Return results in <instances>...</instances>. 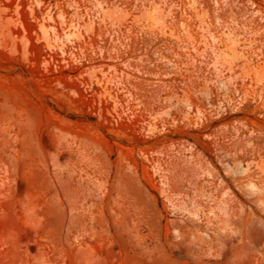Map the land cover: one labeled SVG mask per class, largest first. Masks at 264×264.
Instances as JSON below:
<instances>
[{"label": "rangeland", "instance_id": "rangeland-1", "mask_svg": "<svg viewBox=\"0 0 264 264\" xmlns=\"http://www.w3.org/2000/svg\"><path fill=\"white\" fill-rule=\"evenodd\" d=\"M0 264H264V0H0Z\"/></svg>", "mask_w": 264, "mask_h": 264}, {"label": "bare ground", "instance_id": "bare-ground-1", "mask_svg": "<svg viewBox=\"0 0 264 264\" xmlns=\"http://www.w3.org/2000/svg\"><path fill=\"white\" fill-rule=\"evenodd\" d=\"M155 10H156V8H155V9L153 8V9L151 10V12H152L153 14H155V13H156ZM227 37H228V36H227ZM229 37H230V36H229ZM228 39H229V38H228ZM234 39H235V38H234ZM234 39H229V41H228V40H227V41H228L229 43H231L233 46H234V45L236 46V44H237V43H236V39H235V40H234ZM233 46H230V48L232 47L231 49H232L233 51L229 48V49L231 50V53H232V52H236V51H235L236 48L233 47ZM234 54H236V53H234Z\"/></svg>", "mask_w": 264, "mask_h": 264}]
</instances>
